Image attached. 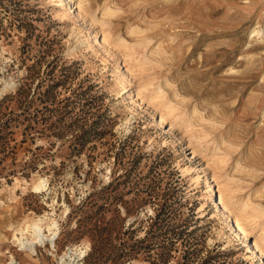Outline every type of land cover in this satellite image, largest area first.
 <instances>
[{"label": "rangeland", "instance_id": "rangeland-1", "mask_svg": "<svg viewBox=\"0 0 264 264\" xmlns=\"http://www.w3.org/2000/svg\"><path fill=\"white\" fill-rule=\"evenodd\" d=\"M80 1L0 0V264H264V0Z\"/></svg>", "mask_w": 264, "mask_h": 264}, {"label": "bare ground", "instance_id": "bare-ground-1", "mask_svg": "<svg viewBox=\"0 0 264 264\" xmlns=\"http://www.w3.org/2000/svg\"><path fill=\"white\" fill-rule=\"evenodd\" d=\"M83 1L84 0L80 1L81 5H82ZM46 181L47 180L44 179V181H42L40 184H38L36 186V190H41V189L46 188L47 187V182ZM223 200H224V198H223ZM223 200L221 199V201H220L222 206L225 205ZM228 201H229V204L232 203V202H230V198H228ZM48 218H47V220H48ZM243 219H244L243 216L239 217V220H243ZM33 220H35V219H33ZM234 226L239 230V232H241L242 234H246L245 227L240 225V223L235 224V222H234ZM59 227L60 226L58 225V223L56 221H54V220H52V221H44L43 218H42V219H39V220H35L34 222H32L29 225L27 223V227L26 228H24V227L20 228L17 231V232H19V234L17 233L14 236H15V239L17 240L21 250H26V251H30L31 253H36L37 252V245H38V247H39V245L41 247L42 246L45 247L49 243L53 247H55L56 240L58 239V237L60 235V228ZM29 230H32V233H31L30 237L26 236V234H25V231L29 233ZM18 235H20V237ZM253 249H254V251L257 254L263 256L262 255L263 253L260 252V250L258 249V246L256 244L253 246ZM86 250H87V247H86L85 250H83V248L76 249L74 252H72L73 255L72 254L69 255V258H71V260H70L71 262H68L66 264H73L76 260L81 259V257L86 253ZM67 258H68V256H67ZM62 264H64V259H62Z\"/></svg>", "mask_w": 264, "mask_h": 264}]
</instances>
